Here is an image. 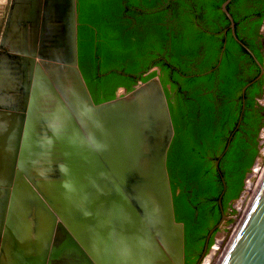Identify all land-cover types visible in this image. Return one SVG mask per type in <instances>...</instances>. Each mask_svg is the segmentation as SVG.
Instances as JSON below:
<instances>
[{
  "label": "water",
  "instance_id": "1",
  "mask_svg": "<svg viewBox=\"0 0 264 264\" xmlns=\"http://www.w3.org/2000/svg\"><path fill=\"white\" fill-rule=\"evenodd\" d=\"M230 1L221 9L243 45ZM77 2L11 0L0 40V264H184L163 87L155 75L94 103L78 66ZM221 264H264V180Z\"/></svg>",
  "mask_w": 264,
  "mask_h": 264
},
{
  "label": "trees",
  "instance_id": "2",
  "mask_svg": "<svg viewBox=\"0 0 264 264\" xmlns=\"http://www.w3.org/2000/svg\"><path fill=\"white\" fill-rule=\"evenodd\" d=\"M223 1L192 0L196 11L203 9L201 17L228 29L220 63L223 32L193 26L182 1L174 4L168 21L161 12L152 14V8L130 16L121 0H80L89 3L85 13L78 2V66L94 103L113 99L119 87L129 92L157 75L155 70L147 73L152 66L160 68L157 76L174 129L166 166L175 219L184 226L186 263L201 255L209 231L219 223L227 201L239 197L258 155L257 132L246 126L241 94L254 77L241 75L245 52L220 12ZM241 1L231 0L227 10L232 13L233 4ZM250 3L255 4L249 7L253 13L264 10V0ZM233 18L240 24L246 16ZM211 245L210 237L207 247Z\"/></svg>",
  "mask_w": 264,
  "mask_h": 264
},
{
  "label": "flooded vegetation",
  "instance_id": "3",
  "mask_svg": "<svg viewBox=\"0 0 264 264\" xmlns=\"http://www.w3.org/2000/svg\"><path fill=\"white\" fill-rule=\"evenodd\" d=\"M178 1L179 2L182 1L183 4L185 5L186 8L184 10L185 12L188 13L189 15L188 18L190 19V22L192 23L193 26L194 25L195 27L202 26L203 29L205 30L207 29L206 31L208 30L214 31L216 29H221V31L224 34L225 41L218 53V63H220L222 54H223V51L226 45L228 29L223 27L221 24H219V21H217L216 19L211 20L207 17L206 18L201 17V15H203L202 14L203 9L201 11H196L195 2H192V0H121L122 5H124L125 7L126 12L128 13L130 12L129 14L130 16H132L133 13L143 14V12L145 13V11L148 13L149 12L148 10L152 8L153 10L151 13L157 14L161 12L163 14L165 21H168L169 18L173 20L172 18L174 14V9H173L174 4L177 3ZM212 1H217V0H212ZM78 2L80 3V0H78ZM78 2H77V11H78ZM109 3H110V0H109ZM10 4H11V0H0V40H1V36L4 30V27H5L8 11L10 9L9 8ZM88 4L89 3H87V5L83 4L82 2L80 3V6L84 7V13L87 10ZM249 7H255V4H251L250 0H242L240 3L233 4L232 6L233 12L232 13L229 12V13L232 16V19L234 22L235 34L238 33L236 34V36L244 45V46L241 45L245 52L240 62L241 75L244 78H248L250 76L254 77V80L251 81L250 84L247 86L248 87L247 92H245L246 91L245 89L244 93H242V88L246 84L241 88V94L243 96L242 97V111H246L245 118H246L247 128L257 132V139H258V145H259V142L262 141L261 137L264 138V10H262L261 13H253V11L249 9ZM220 10H221L220 12H222L221 5H220ZM203 13L205 14L207 12H203ZM233 14L235 16L244 15L246 16V18L243 19L240 24H235ZM78 17H79V14H78ZM196 17H199L200 21L197 20ZM230 34H231V30H230ZM77 53H78V34H77ZM153 70L157 72V75H160V68L158 66H152L147 71V73ZM210 71L211 70H208L205 73H208ZM122 88L124 87H119L116 90L115 97L119 94ZM245 106L247 107V110L244 109ZM241 117L242 116L240 115L239 121ZM244 181H245V178H244ZM235 200L236 199H231L227 201L225 205L226 206L225 210H222V214H225L229 218L225 219L221 225H218L219 223H217L216 224L217 226L215 225L212 228L213 231L208 237V240L211 237L212 244L214 243L215 237L218 234H220L221 232H225L226 224L229 223V219L232 217V213L235 210V207H234ZM219 205L222 208L221 202H219ZM222 214H221V217H222ZM205 244H206V241H205ZM205 244L203 246V250L201 251V255L195 256L194 258L190 260L189 263L185 262V257H184V264H202V261L204 258L202 254L205 248ZM213 247L211 248L210 252L206 255V257L204 258L203 264H205L207 257L211 254ZM209 248L207 249V252L209 251Z\"/></svg>",
  "mask_w": 264,
  "mask_h": 264
},
{
  "label": "bare ground",
  "instance_id": "4",
  "mask_svg": "<svg viewBox=\"0 0 264 264\" xmlns=\"http://www.w3.org/2000/svg\"><path fill=\"white\" fill-rule=\"evenodd\" d=\"M256 166H257V163L254 165L252 173L253 174L255 172L262 173V175H263L262 181H263L264 180V169H259ZM262 181L258 184H253V183H251L250 180L247 181L246 188L248 190V188L250 186L251 195L246 200L242 201V203L244 205L243 210H242L243 211L242 220L244 219L248 208L250 207L252 201L254 200L256 193L258 192V190L262 184ZM239 202H241V200ZM239 221L242 222L241 217L239 218ZM240 224L241 223H239V225L238 224L235 225L234 230H236V229L238 230ZM234 230L231 234H228V236L217 240V242H216L217 245L216 246L214 245L211 254L207 257V259L205 261V264H221V262L225 256V253L227 252V250H228V248H229V246L233 240V237L236 234V233H234Z\"/></svg>",
  "mask_w": 264,
  "mask_h": 264
},
{
  "label": "rangeland",
  "instance_id": "5",
  "mask_svg": "<svg viewBox=\"0 0 264 264\" xmlns=\"http://www.w3.org/2000/svg\"><path fill=\"white\" fill-rule=\"evenodd\" d=\"M261 139H262V143H261V151L259 152V156H258V160H257V166L256 167H258L259 169H264V138L263 137H261ZM263 175H262V173H260V172H255L254 174L252 173L251 174V176H250V178H249V180L251 181V183H253V184H258V183H260L261 181H262V177ZM245 188H246V185H245ZM245 188H244V192H243V195L241 196V202L242 201H244V200H246L250 195H251V192H250V186H249V188H248V190H247V188H246V190H245ZM241 202H239V201H237V202H235V204H234V207H235V210H234V212L232 213V217L229 219V223L228 224H226V227H225V232H229V234H231L232 232H233V230H234V226L235 225H239V223H241L240 221H239V218L241 217V221H242V215H243V207H244V205H243V203L241 204ZM240 213V214H239ZM239 215V217H238V219H237V217L236 216H238ZM225 232H221L220 234H218L216 237H215V241H214V243H213V245H212V247L214 246V244L217 242V240L218 239H221V238H223V237H225ZM237 232V229L236 230H234V233H236ZM223 235V236H222ZM221 236V237H220ZM217 244H215V246H216ZM211 247V248H212ZM210 251V250H209ZM209 251L207 252V254L209 253ZM206 257V256H205ZM204 257V258H205ZM204 258H203V261H204ZM203 261H202V264H203Z\"/></svg>",
  "mask_w": 264,
  "mask_h": 264
}]
</instances>
